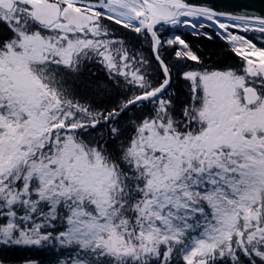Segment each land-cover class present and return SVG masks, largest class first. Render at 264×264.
Masks as SVG:
<instances>
[{"label": "snow or ice", "instance_id": "1", "mask_svg": "<svg viewBox=\"0 0 264 264\" xmlns=\"http://www.w3.org/2000/svg\"><path fill=\"white\" fill-rule=\"evenodd\" d=\"M0 264H264V0H0Z\"/></svg>", "mask_w": 264, "mask_h": 264}]
</instances>
